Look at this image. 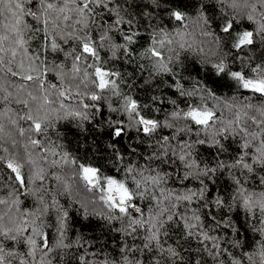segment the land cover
Returning a JSON list of instances; mask_svg holds the SVG:
<instances>
[{
  "label": "snow or ice",
  "instance_id": "6c2138e0",
  "mask_svg": "<svg viewBox=\"0 0 264 264\" xmlns=\"http://www.w3.org/2000/svg\"><path fill=\"white\" fill-rule=\"evenodd\" d=\"M186 8L0 0V264H264V12L213 21L234 57L190 84Z\"/></svg>",
  "mask_w": 264,
  "mask_h": 264
},
{
  "label": "clouds",
  "instance_id": "9594fccd",
  "mask_svg": "<svg viewBox=\"0 0 264 264\" xmlns=\"http://www.w3.org/2000/svg\"><path fill=\"white\" fill-rule=\"evenodd\" d=\"M177 2L179 3V0ZM184 3L187 5L185 19L180 25L173 21V43L168 47L174 48L179 53L178 61L185 56L187 57L179 69L184 78L189 80L190 84L196 83V73L192 67L195 62L196 66L201 69L200 77L201 83H203L204 77L212 76L206 65L210 66L217 62L230 64L234 57L230 47L234 42L233 37L221 35L217 32L213 21L223 28L228 20L235 19L241 30H243L246 24L252 23L247 20L248 14L254 15L256 21L259 22L261 13L264 12V0H197L195 9L192 7L191 0H184ZM201 3L215 4L216 11L205 14L203 9L199 7ZM253 6H256L255 11H253ZM205 16H207V19H205ZM226 17L227 19H225ZM175 31L180 32L181 35H176ZM251 54L259 56L260 49ZM165 55H172L168 48H165ZM201 60L205 63H199ZM237 62H239L238 58ZM185 68L187 71H184ZM188 73H191V76ZM213 78H219V74H216ZM73 190L79 200L91 202L93 194L84 189L79 182L73 183ZM98 206L99 201L93 205V207ZM7 211V208L0 210V212Z\"/></svg>",
  "mask_w": 264,
  "mask_h": 264
},
{
  "label": "trees",
  "instance_id": "16d2710c",
  "mask_svg": "<svg viewBox=\"0 0 264 264\" xmlns=\"http://www.w3.org/2000/svg\"><path fill=\"white\" fill-rule=\"evenodd\" d=\"M28 20L30 21L31 18L29 17ZM12 22L13 21H12L10 13L5 11L2 15H0V34H6L8 31V28L6 26H10ZM12 106L18 107L16 105H12ZM0 210H3L2 206H0ZM86 234H90V233H86ZM178 239H179L178 237H174L173 239H167L166 237H162V241L164 243L165 248H167L169 246H175ZM179 243L183 245V251L181 254L184 256H187L190 250H195L197 247V241L195 239L191 240L190 245L184 244L183 240H179ZM252 250L253 249H251V248L245 249V251H252ZM109 251H110V249H109ZM177 251H181V250L179 248H177ZM232 251H233L234 255H237V257L239 258L238 250H232ZM156 258L160 259L161 256L158 255ZM197 258H199V257H197ZM224 259L227 261L231 258L224 257ZM59 264H69V257L67 255H64L62 257V260L59 262ZM245 264H247V261H245Z\"/></svg>",
  "mask_w": 264,
  "mask_h": 264
}]
</instances>
